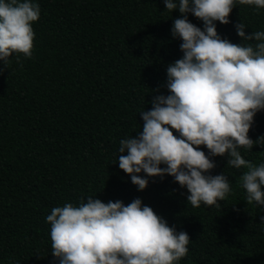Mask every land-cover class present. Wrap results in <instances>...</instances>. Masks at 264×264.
I'll return each mask as SVG.
<instances>
[{"label":"trees","instance_id":"obj_1","mask_svg":"<svg viewBox=\"0 0 264 264\" xmlns=\"http://www.w3.org/2000/svg\"><path fill=\"white\" fill-rule=\"evenodd\" d=\"M34 2L40 17L32 56L0 63V264H59L46 216L88 196L125 205L140 198L187 232L189 251L179 264H264V210L245 200L240 177L247 169L211 157L210 174L224 173L232 191L218 207L194 208L174 177H147L139 191L118 167L120 141L143 129L139 112L152 108L154 95H168L166 68L183 56L170 32L179 11L166 10L163 0ZM188 20L203 29L191 13ZM229 21H217V33L240 44L235 25L242 22L246 34L264 30V9L238 4ZM248 135L254 146L240 148L241 155L259 165L264 110Z\"/></svg>","mask_w":264,"mask_h":264},{"label":"clouds","instance_id":"obj_2","mask_svg":"<svg viewBox=\"0 0 264 264\" xmlns=\"http://www.w3.org/2000/svg\"><path fill=\"white\" fill-rule=\"evenodd\" d=\"M163 2L166 10L181 14L170 32L182 41L183 56L166 68L168 95H154L152 108L139 112L142 131L120 141L118 167L139 191L146 189L147 177L170 175L187 189L194 208L218 207L232 189L224 173L210 174L216 167L211 157L227 156V165L247 169L240 177L247 203L264 210V162L253 165L240 152L253 148L248 133L264 110V30L246 34L242 22L235 25L243 42H257L253 47L222 39L216 26L230 22L234 6L264 9V0ZM189 13L203 29L188 20ZM39 17L34 0H0V63L7 67L13 54L32 56V25ZM142 172L145 177L138 175ZM46 222L59 264H179L189 251L188 233L169 226L140 198L125 205L88 196L78 205L52 208Z\"/></svg>","mask_w":264,"mask_h":264}]
</instances>
